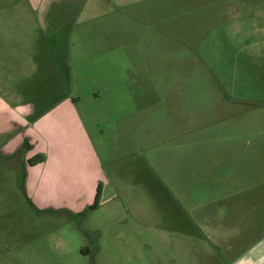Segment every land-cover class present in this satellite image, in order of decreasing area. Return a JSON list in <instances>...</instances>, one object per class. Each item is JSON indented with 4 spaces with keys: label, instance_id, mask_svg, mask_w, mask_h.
<instances>
[{
    "label": "rangeland",
    "instance_id": "obj_1",
    "mask_svg": "<svg viewBox=\"0 0 264 264\" xmlns=\"http://www.w3.org/2000/svg\"><path fill=\"white\" fill-rule=\"evenodd\" d=\"M171 2L150 0L91 16L42 41L29 30L24 55L9 67L17 75L14 85H23L22 96L31 99L28 90L53 91L61 79L62 102L41 124L52 128L48 138L59 135V148L74 152L55 165L46 153L32 157L46 165L31 182L22 167L27 141L17 154L0 151V264H231L210 236L191 231L192 211L201 214L196 220L202 228L204 218L229 238L224 247L244 244L247 254L264 238V204L242 197V217L229 216L233 212L216 202L209 213L217 209L218 215L207 221L206 188L214 179L201 182L205 163L194 169L198 153L222 145V152L232 153L233 146L242 152L251 148V133L264 132V0H190L188 15L179 18ZM10 4H18L19 17L12 13L17 23L28 21L26 0H0L2 7ZM61 4L75 13L73 1ZM161 28L191 33V47L175 44L176 35L158 37ZM71 99L70 115L65 105ZM86 131L108 171L94 209L84 207L91 191L80 193L93 156ZM183 154L182 206L169 198L176 196ZM220 159L215 167L225 173L227 162ZM238 234L237 244L232 239Z\"/></svg>",
    "mask_w": 264,
    "mask_h": 264
},
{
    "label": "crops",
    "instance_id": "obj_2",
    "mask_svg": "<svg viewBox=\"0 0 264 264\" xmlns=\"http://www.w3.org/2000/svg\"><path fill=\"white\" fill-rule=\"evenodd\" d=\"M62 1L64 0H26L27 7L23 8V13H25L26 18L27 15H29L28 21L26 20L25 23H17L14 19V16L12 17V13H15L17 18L19 17L18 4L17 6L13 4L6 5V7L0 6V151L7 150L6 154H17L21 152L19 151L21 148L19 147L20 143L22 141H27L26 148L23 149L25 150V154H23L22 158V167H24V173L26 172L28 175H30L31 182H33L35 176L38 174L37 169L46 165V163L43 162L30 163L32 157L46 153L47 159L48 156L49 160L54 159L53 163L55 165L57 160L63 159V161H65L66 158L72 155L74 151L67 146H62L59 148L58 143L61 141L58 139L59 135H57L56 138H48L50 135L49 130L52 128L50 126L44 125V123L43 125L41 124V120L44 119V116L46 114L54 115L56 107H58L62 102L61 94L60 92L58 93V91H60L58 89V85H60L59 82L61 79H57L55 87L52 88L53 91L46 92L43 90V92H40L39 89H35L34 92L31 93L30 90H28L29 94L35 95V97L31 99L29 97L22 96L23 93L21 92L22 89L20 88L24 87L23 85H14L16 84L15 76L17 75L13 74V72L9 70V67L13 65V61L24 55V53L21 52L25 47V39L29 30H33L34 28V32H38V34L41 36L40 40L42 41V37H44L46 34H62L61 32L67 34L68 30H73L74 25L82 22L80 21L82 19H84L83 21L86 22L91 16L93 18H98L107 14H111L116 10L121 11L125 9L138 8L150 0H71L74 3L73 9L75 10V13L73 14H67V11H64V7L61 4ZM171 1V4H174L177 7L176 10L173 7L176 13L174 18L188 15L189 12L188 10L184 9V7H189L188 2L190 0ZM177 2L181 4H178ZM83 4L85 5L83 6ZM97 5L104 8L93 13L95 10L93 8L97 7ZM88 11L91 13V15H89ZM5 14L10 15L8 18H4ZM66 15H71L73 20L67 23L64 18H61ZM170 19L171 17L168 18V20ZM185 26L189 28L188 23H185ZM157 30L158 33L156 34H158V37L176 35L174 37L175 44L178 43L180 46L184 45L187 48L191 47V33L188 35V32H186L184 35L177 36V34L172 35L169 31L163 28ZM19 46L21 48H19ZM57 73L61 74L59 69H57ZM18 77H24V74H20ZM50 95L52 96L49 98ZM45 96L48 97V100L45 98ZM63 96L67 97L64 92ZM71 100L66 103L67 106L65 105V107L70 111V115L74 114V103H76L75 100ZM86 134L88 136L87 131ZM254 134L255 133H251L250 136L247 137V139H250L246 144L251 148L245 147L243 148L242 152H238L237 148L234 146L232 153H230L231 149L227 152L226 150H223L222 152V145L220 148H217V150L216 148H211L207 155L202 156V154L198 153L197 157L194 159V169L196 168V165L200 164L201 162L205 163L206 166H209V168H207V177L202 178L201 182L206 181L205 179L209 178L210 176L214 179H211L213 181L209 180L210 183L206 188L208 192V211L206 212L207 221L210 217L218 215V210L216 208L214 214L209 213V211L212 210V205L215 206L216 202H218L220 205L224 204V212H233L230 213L229 216H231V214H235L237 217H242V214L245 213L241 211V197L243 200L253 201V203L257 204H264V132H260L255 135ZM91 138L88 145L93 156L90 164L88 165V170L85 173L83 185L80 187V193L83 192L87 194L91 191L92 198L87 200V202L84 204V207L87 204L94 202V200L92 202H90V200L95 198L96 190H98V184L102 183L105 186L104 176L105 173L108 172L107 168L104 166L105 163L99 157L94 143H91ZM199 144L200 142L198 141L195 144V148L198 152L200 151L198 148L201 147ZM54 153H57V155ZM206 153L207 152L204 154ZM219 155L222 156V159L220 160H226L227 162L226 168L224 167L226 169L225 173L223 169L219 170L215 167L217 166V163L221 164L220 162H222L215 160L216 158H219ZM184 158L185 157L183 154V158H181V163L179 166L177 192H175L176 196L171 194V198H169V200H173L172 204L174 205L175 200L177 205L178 200L180 201L183 196V194H181L183 192L182 187H184L182 180L185 179V175L187 174V171H184ZM33 159L39 160L37 157ZM248 160L251 165L247 164ZM253 160L256 162V164H254ZM57 169L60 170L59 168ZM196 173L197 172H194L195 176ZM156 174L157 173H155V175ZM145 180L154 182L150 179L149 175L146 176ZM93 187L95 190H92ZM238 199L240 200L238 201ZM80 205L82 206V204ZM72 206L73 207L71 208L77 207V205ZM262 210H264V207ZM260 215L261 214L258 213L257 218ZM198 216H201V214H195L193 211L190 214V222L194 221L196 223V228L192 229L191 231L196 233L198 229H200L201 232L207 234V236L205 234L206 237L210 236L212 244L215 243V248L219 247L222 249L221 251L224 252V257L222 259L224 262L229 261L231 264H242L244 260L243 264H264V238H260L258 241L254 242L253 246H249L247 249V254H244L246 249L244 248V244L242 247H235L234 251L232 250V245L231 249L228 246H222L221 242L228 241L229 238L227 237L225 239L221 237L223 232L220 231L219 228L204 224V218L201 220V222L203 226L205 227L206 225V227L202 228L200 223H198L196 220V217ZM207 221L206 223H208ZM217 221L218 219L215 220V223H217ZM234 235L235 234H233L230 238H232ZM193 238H196V236H193ZM232 240L237 244L242 241L239 234L237 238H233Z\"/></svg>",
    "mask_w": 264,
    "mask_h": 264
},
{
    "label": "trees",
    "instance_id": "obj_3",
    "mask_svg": "<svg viewBox=\"0 0 264 264\" xmlns=\"http://www.w3.org/2000/svg\"><path fill=\"white\" fill-rule=\"evenodd\" d=\"M42 159V158H40ZM39 159V160H40ZM35 162H38V160H32L31 163H35ZM103 185L100 184L99 187H98V190L96 191V197H95V201L93 202V204L90 206L89 209H94V208H98L99 205H100V198H101V191H103Z\"/></svg>",
    "mask_w": 264,
    "mask_h": 264
},
{
    "label": "flooded vegetation",
    "instance_id": "obj_4",
    "mask_svg": "<svg viewBox=\"0 0 264 264\" xmlns=\"http://www.w3.org/2000/svg\"><path fill=\"white\" fill-rule=\"evenodd\" d=\"M102 188H103V187H102ZM96 191H97V190H96ZM95 197H96V194H95ZM94 201H95V199H94ZM92 204H93V203H91L90 206H91ZM98 208H99V207H98Z\"/></svg>",
    "mask_w": 264,
    "mask_h": 264
}]
</instances>
